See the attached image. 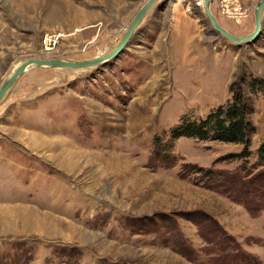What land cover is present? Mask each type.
<instances>
[{
    "label": "rangeland",
    "instance_id": "1",
    "mask_svg": "<svg viewBox=\"0 0 264 264\" xmlns=\"http://www.w3.org/2000/svg\"><path fill=\"white\" fill-rule=\"evenodd\" d=\"M146 1L0 0V85L30 58L109 54ZM203 1L159 0L112 60L30 66L6 92L0 264H264V88L249 87L264 82V11L240 47ZM259 1L213 0L211 11L245 36ZM239 78L247 148L173 140L182 117L230 102Z\"/></svg>",
    "mask_w": 264,
    "mask_h": 264
},
{
    "label": "trees",
    "instance_id": "2",
    "mask_svg": "<svg viewBox=\"0 0 264 264\" xmlns=\"http://www.w3.org/2000/svg\"><path fill=\"white\" fill-rule=\"evenodd\" d=\"M240 74H243V71ZM241 83L240 79L234 84L235 89L230 102L218 106L206 117H182L180 123L171 130L173 140L180 137H194L201 140L218 139L242 143L247 148L250 144V133L254 131V125L248 118L252 107L248 102L250 97L246 96L245 91L240 88ZM252 84L249 87L253 91L255 88L260 90L264 88L263 81L254 80ZM258 154L259 162L264 164V139L258 147ZM242 156H247V153L244 151Z\"/></svg>",
    "mask_w": 264,
    "mask_h": 264
},
{
    "label": "water",
    "instance_id": "3",
    "mask_svg": "<svg viewBox=\"0 0 264 264\" xmlns=\"http://www.w3.org/2000/svg\"><path fill=\"white\" fill-rule=\"evenodd\" d=\"M159 0H147L137 11L132 21L129 24L128 29L124 33L122 39L115 47L113 51L109 54L95 57L91 59L85 60H64V59H38V58H30L20 64L10 75L9 77L0 85V101L6 92L10 89V87L14 84V82L18 79V77L24 73L30 66L42 67V66H51V67H67V68H87L96 65H100L102 63H106L107 61L115 58L120 52H122L128 43L130 42L136 28L144 19L148 11L152 8V6L158 2ZM213 0H204V6L206 14L212 24L214 31L217 34H220L225 39L234 42L238 46H242L243 44H249L255 41L262 32L263 29V11H264V0H260L258 6L255 9V29L252 33L245 36H237L230 33L227 29L222 27L215 16L211 11V3Z\"/></svg>",
    "mask_w": 264,
    "mask_h": 264
},
{
    "label": "built area",
    "instance_id": "4",
    "mask_svg": "<svg viewBox=\"0 0 264 264\" xmlns=\"http://www.w3.org/2000/svg\"><path fill=\"white\" fill-rule=\"evenodd\" d=\"M58 36H59V35H58ZM56 38H58L57 35H52V36H50L49 38H47L44 42H45L46 44L51 45L52 42H55V41H56Z\"/></svg>",
    "mask_w": 264,
    "mask_h": 264
},
{
    "label": "bare ground",
    "instance_id": "5",
    "mask_svg": "<svg viewBox=\"0 0 264 264\" xmlns=\"http://www.w3.org/2000/svg\"><path fill=\"white\" fill-rule=\"evenodd\" d=\"M203 3H204V1H203ZM186 39H188V40H189V38H188V37H186V36H184V35H183V37H182V41H185ZM47 49H48V50H50L51 48L49 49V47H47Z\"/></svg>",
    "mask_w": 264,
    "mask_h": 264
}]
</instances>
